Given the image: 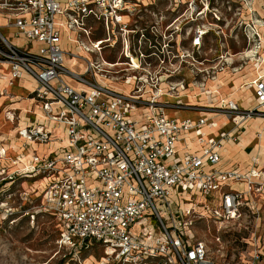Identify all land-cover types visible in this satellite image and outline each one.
I'll return each instance as SVG.
<instances>
[{"label": "built area", "instance_id": "obj_1", "mask_svg": "<svg viewBox=\"0 0 264 264\" xmlns=\"http://www.w3.org/2000/svg\"><path fill=\"white\" fill-rule=\"evenodd\" d=\"M146 1L0 0L6 20L0 25V79L7 76L10 84L25 76L34 79L31 94L41 114L32 111L17 135L24 146L56 145L45 153L33 150L22 167L18 157L17 168L0 170V220L17 209L15 190L7 183L28 179L40 185L23 195L42 198L40 210L58 221L59 244L74 251L98 244L106 251L101 264H264L260 169L222 168L229 136L207 132L216 127L215 119L169 117L165 108L171 102L162 100L179 97L187 86L211 92L207 84L219 74L201 67L195 52L210 36L227 38L223 11L241 16L245 3L257 0H174L186 5L175 18L182 19L180 25L202 20L192 30V54L182 52L178 35L168 38L169 25L164 32L157 22L132 27ZM209 17L216 21H206ZM89 20L102 23L104 38H92ZM61 26L78 32L79 44L95 55L87 59L86 70L67 66L65 57L73 53L62 48ZM4 27L14 28L12 36ZM256 33L259 42L241 54V72L252 71L241 87L253 91L255 104L242 108L228 99L218 108L226 115L252 117L264 105V44ZM117 44L118 58L107 60L105 50ZM184 67L190 81L180 73ZM106 79L131 89L112 88ZM6 116L12 123L19 120L15 110ZM177 195L181 201L174 202ZM198 224L206 226L208 238L199 236ZM242 228L250 233L246 250L231 247Z\"/></svg>", "mask_w": 264, "mask_h": 264}, {"label": "rangeland", "instance_id": "obj_2", "mask_svg": "<svg viewBox=\"0 0 264 264\" xmlns=\"http://www.w3.org/2000/svg\"><path fill=\"white\" fill-rule=\"evenodd\" d=\"M185 8L186 5H177L174 0H148L145 4H141L136 10V14L133 17L136 22H133L134 20H132V27H135L136 25L139 27H144L146 25L152 26L157 22L159 23V26L160 24L163 25L162 30L164 32L165 27L169 25L170 28L167 30L168 38L174 39L178 35V40L181 39L184 42L182 52L186 53L189 51V53L192 54L193 49L190 47V39L193 34L192 30L197 24H199V22H202V20L180 25L182 19L175 20V18L182 13ZM223 12L226 14L223 18V20H225L223 24L227 23V28L225 29L226 33H228L227 38L219 41L215 40L213 36L206 38L200 52H195V55L200 61H203L201 67L208 70L211 75L214 73L219 74L217 79L222 81L223 79H227L226 81L228 85L220 88L221 91H224V93L227 94H222L221 97H215V94H213L214 91L210 88L207 89V91L209 90L211 92L205 93L206 90H202V88H200L201 90H191L187 86V90L184 93L182 92L181 94H178L179 97H168L163 98L162 100H171V103H167L171 105L168 108L184 111V113L168 111L171 115L183 114L202 116L201 114H198V112L207 111L209 114H216L215 116H212V118H215L216 123H218L219 118H222L221 120L226 121L227 123L231 122V125H224L223 127V131L229 136V139L226 142V144L229 145L227 152H232H228L225 158L226 160L231 161H234L235 159L239 160V163L243 168L259 165V167H261L260 174L262 173L259 178L261 184L264 182V153L262 152L264 137L259 139L250 135L249 132H255L254 128L259 124L258 118L261 120L263 119V124H261L262 127H264V109L261 107V111H258V113L252 117H249L248 114L242 113H237L234 117L229 115L233 118V121H231L229 118L221 116L225 114L218 108H221L219 106H224L228 99H232L231 96L236 92L241 91L239 82L236 81L238 79L236 78L237 75H240V72L245 66L241 54L250 47V44H253L254 42L257 44L260 40L256 32H259L257 26L264 25V0L245 3L241 16L235 15L233 11L230 13L227 11ZM240 19L242 22H249V24L245 25L244 23L243 26H240ZM5 21L6 20L0 16V25H5ZM206 21L212 22L216 20L209 17ZM87 24L88 27H91L93 33L92 38L105 37V30L102 23L89 20ZM235 26L237 27L234 28ZM60 29L62 34V48L67 52L80 53L81 45L79 44V41H82L81 39H83L79 37L80 34L78 32H73L67 26H61ZM262 29L263 31H260L259 34H264V28L262 27ZM3 31L4 33H7L8 30L3 28ZM246 34L252 38V41L247 38ZM15 40L17 39L15 38L14 41ZM159 41L162 43L161 40ZM119 45L120 44H117L115 49L105 50L104 54L107 60L114 61L118 58L119 52L121 51ZM86 55L89 60L95 59V55L92 53ZM83 56H85V54H83ZM70 59V56L67 57V66L71 69L74 68L73 70L79 72L84 71L81 67L83 64H88L86 60L81 58L75 65H73L72 62H68ZM183 69H180V73H184L186 79L190 81L192 77H189V71L185 70V67ZM221 75H223L222 78L220 77ZM179 80L180 78L177 79V81ZM104 83L124 92H129L131 89V86L125 82H112L106 79L104 80ZM215 83L218 84L217 82ZM209 84L211 85L212 83ZM209 84H207V87H209ZM216 84H213L214 90L219 88ZM72 85L77 86L78 83L73 80ZM211 94H213V96H211ZM176 101H179V103H174ZM208 105H214L215 107H206ZM249 106H254V103L249 104ZM25 111H28V109L23 108L22 113ZM7 117L8 116L3 117L5 119H2L4 122L9 123L10 121ZM21 119L22 116L20 117V121ZM15 123L17 124V121H15ZM7 125L10 126V123ZM217 127L218 125L215 128ZM12 131L13 129L9 127L6 129L7 137H9V139H12V137H10ZM59 131L62 132L63 129L60 128ZM241 136L244 137L246 142L242 140ZM0 137L6 138L5 135H0ZM234 143L235 145L230 150L232 147L230 144ZM22 180L23 179L17 181V189H13L15 190V195L13 197L12 205L17 208L14 216L4 221L0 220V264H101V257H105L104 252L106 253V251H104V248L98 244L80 251H74L68 247H62L59 244L60 229L58 227L57 219L48 212L40 210L42 204L41 197H26L23 195ZM13 188H15V186ZM177 200L178 202L181 201L178 195L174 196L173 201L176 202ZM197 227L200 237H209L204 224H198ZM249 234V231L244 228L237 231L234 236L236 238H232L235 242L231 243V247H237L238 250H246L248 245L246 241L248 240Z\"/></svg>", "mask_w": 264, "mask_h": 264}, {"label": "crops", "instance_id": "obj_3", "mask_svg": "<svg viewBox=\"0 0 264 264\" xmlns=\"http://www.w3.org/2000/svg\"><path fill=\"white\" fill-rule=\"evenodd\" d=\"M4 29L8 30L7 33L5 32L8 36H12L13 30H14L13 27H4ZM263 37H264V34H263ZM13 41H14V39H13ZM15 42L22 43L21 40H15ZM81 67L83 70H86L87 64L86 65L83 64V66H81ZM245 73H246V75H243ZM250 74H252V71L249 69H246L243 72H241V74L239 76L237 75L236 78H238V79L236 81L239 82V86H240L241 91H238L234 95L231 96L232 99H234L236 102H238L243 108H250L251 106H249V104H253V103L255 104L253 91L251 89H245V88L241 87L243 82L250 76ZM220 77L222 78L223 75H221ZM226 80L227 79H223V81H222V80L218 79L216 81L218 84H216L215 82H212V81L208 82V84L209 83H212V84L211 85L209 84V87H207V88L208 89L210 88L214 91L213 94H215L214 95L215 97H221L222 94H227V93H224V91L220 90V88L228 85ZM6 81L9 84L7 76L0 79V92L2 93V94H0V135L6 136V138L0 137V170L3 168H6V171H11V170L17 168V166L14 165L13 161L15 159H17L18 157L21 158L22 160H23V158H26L25 162L24 161L22 163H19L20 161L18 162V165L22 167L30 159V157L33 153V150H38L40 153H45L50 147L54 148L56 145H50L49 146V144L45 145V144H40V143H33V144H30L29 146L23 145V139L17 135V131L22 124L23 125L21 127H24L30 123L29 117H30V114L32 111L39 113V108H38L39 104H38V102H36V100L34 98H32V94H31V92L36 88V82H35V80L30 78L29 76H25V77L17 80L18 82L15 81L13 84L14 86H10V84L9 85L6 84L5 83ZM72 81L73 80H69V82H71V83H72ZM2 84H3V86H1ZM213 84L218 85L219 88L217 90H214ZM77 87H80V85L78 84ZM248 90L251 92H249L247 94L243 93V92L248 91ZM213 94H211V96H213ZM23 108H27L28 111H25L22 113ZM8 110H15L16 114L19 115V120H18L17 124L12 123L10 121L9 122L10 126H8L7 124H9V123L4 122L3 119H5V118H3V117H6V112ZM173 112L184 113V111H173ZM190 112H192V111H190ZM194 113H197V112H194ZM168 114L170 115L169 117L172 116L174 118L175 117H177V118H185V117L198 118V117H201V116H190V115H183V114L182 115H180V114L179 115L178 114L177 115L176 114L171 115L170 112H168ZM198 114H201L202 116L207 115V116H205L206 118H211L212 116H215V114H209V112H198ZM21 116H22V119L20 121ZM221 119L222 118L218 119V127L217 128H215V127L214 128H210V127L206 128V130L209 134L217 136L220 131H223L224 125H227V126L231 125V122L227 123L225 121H222ZM258 119H260V118H258ZM26 122H27V124H26ZM8 127L13 129L12 134L10 135V137H12V139H9V137H7L6 129H8ZM2 133H4V134H2ZM192 141H194L193 138H191V142ZM192 145L195 147L194 142H192ZM230 145L233 148L235 143L230 144ZM228 146H229L228 144H225L223 149H222V161L220 163V166L224 169L238 168L241 171H245V172L248 171L249 169H251L252 166L251 167L248 166L247 168H243V166L239 163V160H236V159L234 161L226 160L225 156L228 153L227 152ZM194 147H193V149H194ZM232 148H230V150ZM256 166L258 169L261 168V167H259V165H256ZM7 184L9 186H11L12 189H17V185H18L17 181H16V183L8 182ZM39 185H40V183H35L32 180H28V179L22 180L23 190L25 189L27 192H30L32 188H34V187L36 188ZM14 186H15V188H13ZM233 186L237 189L243 190V189H245L246 184H233ZM36 194H32V197H36V196L38 197V195H36ZM259 205L262 208V216H261V219L258 221V224L261 226H264V194H262L260 196Z\"/></svg>", "mask_w": 264, "mask_h": 264}, {"label": "bare ground", "instance_id": "obj_4", "mask_svg": "<svg viewBox=\"0 0 264 264\" xmlns=\"http://www.w3.org/2000/svg\"><path fill=\"white\" fill-rule=\"evenodd\" d=\"M258 27V31L260 32V31H263V29H262V27L264 28V25H259V26H257ZM14 29V28H13ZM261 34V39H262V43L264 44V41H263V34L262 33H260ZM81 45V48H80V53H73V55L71 56V59L70 60H68V62H72V64L74 65V64H76L77 63V61L79 60V59H83V60H86L87 61V58L88 57H86L87 55L86 54H88L89 52L82 46V44H80ZM83 54H85V56H83ZM68 57V56H67ZM67 57H65V60L67 61ZM80 62V61H79ZM82 63V62H81ZM86 65V64H85ZM34 80V79H33ZM16 82H18V81H16ZM6 84H8L7 83V81L5 82ZM10 84V83H9ZM8 84V85H9ZM5 85V84H4ZM1 86H3V84L1 85ZM10 86H14L13 84H10ZM3 88V87H2ZM221 90V89H220ZM249 92H251V91H245V92H243V93H245V94H247V93H249ZM251 95V94H250ZM249 95V96H250ZM248 96V95H247ZM239 99V98H238ZM233 100V99H232ZM240 100V99H239ZM169 102V101H168ZM170 102H171V100H170ZM214 105H208V106H206V107H213ZM215 107V106H214ZM243 108V107H242ZM262 109H264V105L262 106ZM165 111H166V113H167V115L168 116H170L169 114H168V111H182V110H177V109H171V108H165ZM199 112H207V111H199ZM211 113V112H210ZM40 114V113H39ZM211 114H215V113H211ZM41 115V114H40ZM216 115V114H215ZM217 115H219V114H217ZM221 116H225V117H227V118H229L231 121H233V118L231 117V116H229V115H221ZM172 117V116H171ZM8 118V117H7ZM27 118V117H26ZM175 118H177V117H175ZM178 119H182V118H178ZM223 120H224V118H223ZM255 121V120H254ZM8 122V121H7ZM226 122V121H225ZM263 122V119L261 120V119H259V124L254 128V130H255V132H249V134L250 135H252V136H255V137H257V138H259V139H261V138H263L264 137V127H262V123ZM25 123V122H24ZM262 123V124H261ZM26 124H27V122H26ZM23 125V124H22ZM21 125V126H22ZM218 125V123H216V126ZM26 126H24V127H20V129H23V128H25ZM212 128V127H211ZM253 129V128H252ZM256 132H259V133H256ZM252 133V134H251ZM251 136V137H252ZM14 137V136H13ZM250 137V136H249ZM241 138H242V140L244 141V142H246L245 141V139H244V137H242L241 136ZM245 138H247V137H245ZM254 138V137H253ZM22 140V139H21ZM263 140V139H262ZM258 142V141H257ZM256 142V143H257ZM259 144V143H258ZM21 146V145H20ZM232 148V147H231ZM249 148V147H248ZM258 150V149H257ZM228 152H230V151H228ZM255 152V151H254ZM262 152L264 153V145H263V149H262ZM232 153V152H231ZM250 153V152H249ZM248 154V153H247ZM256 154H257V152H256ZM25 159L26 158H23V160L21 161V162H19V163H22L23 161L25 162ZM256 175H258V174H256ZM259 179V178H258ZM257 179V180H258ZM260 183V182H259Z\"/></svg>", "mask_w": 264, "mask_h": 264}]
</instances>
